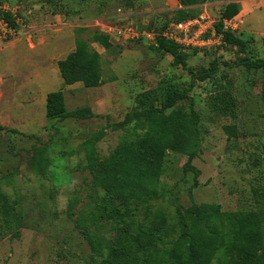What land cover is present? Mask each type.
Instances as JSON below:
<instances>
[{"label":"rangeland","instance_id":"obj_1","mask_svg":"<svg viewBox=\"0 0 264 264\" xmlns=\"http://www.w3.org/2000/svg\"><path fill=\"white\" fill-rule=\"evenodd\" d=\"M230 2L207 0L198 15L205 13L218 24ZM238 2L242 11L233 34L248 42L244 54L226 44L187 51L195 74L216 61L219 77L232 82L238 103V120L233 123L210 113L212 86L157 51L151 38L127 40L117 33L128 27L155 35L168 26L172 29L179 22L177 0H0L5 10L0 14L10 13L15 19L11 32L0 29V264L101 261L93 256L86 233L98 231L105 244L113 245L119 232L110 222L98 228L92 222L104 195L94 179L121 144L125 129L136 136L145 133L140 121L125 129L121 124L133 113L140 94L164 83L188 90L189 99L176 110L188 115L194 111L200 117L201 151L193 162L200 176L191 193L195 175L184 172L187 157L170 152L155 188L157 197L149 203L152 213L160 211L171 219L177 207L193 203L216 205L225 213L258 209L256 193L264 187V76L236 64L238 58L264 60V0ZM93 31L109 37L114 49L107 52L92 44ZM79 38L102 56L104 83L98 88L65 86L61 78L59 63L75 50ZM61 90L68 111L90 108L96 117L49 120L47 96ZM226 125L237 127L236 138L224 132ZM41 158L49 164L45 173ZM12 216L17 220L10 219L6 227ZM214 264L229 261L221 258Z\"/></svg>","mask_w":264,"mask_h":264},{"label":"trees","instance_id":"obj_2","mask_svg":"<svg viewBox=\"0 0 264 264\" xmlns=\"http://www.w3.org/2000/svg\"><path fill=\"white\" fill-rule=\"evenodd\" d=\"M177 1L180 10L175 17L180 22L197 17V9L207 0ZM241 6L238 0H231L222 11L221 20L235 19L242 11ZM4 17L11 27H15L12 14L6 13ZM216 29L228 46L236 48L238 53L246 52V40L224 32L222 22ZM90 36L92 44L107 52L114 49L109 37L101 32L93 31ZM92 44L77 39L75 50L59 63L65 86L82 83L86 89H94L103 85L102 56ZM155 48L172 56L176 64L201 83L212 86L207 104L215 118L237 122L238 103L232 93V82L225 76L219 77L216 61L209 69L195 74L188 66L189 53L173 41L158 36ZM236 65L264 76V60L238 58ZM187 93L188 90L182 92L171 83L161 84L158 89L140 94L133 113L121 124L125 129L124 125L140 121L139 127L146 131L136 136L125 129L127 134L121 144L94 179V186L102 189L104 195L96 204L92 222L97 228L110 222L119 232L113 245L105 244L98 231L86 233L93 256L101 258L94 264H214L221 258H226L229 264H264V187L256 193L258 209L253 212L225 213L216 205L193 203L188 208L177 207L171 219L160 211L152 213L149 203L157 197L155 188L166 172L170 152L187 157L184 172L195 175L191 193L199 186L200 171L193 162L201 151L200 117L194 111L188 115L176 110L178 103L189 99ZM46 111L51 121L96 117L90 108L68 111L63 90L47 96ZM224 132L230 138L238 136L235 125L224 126ZM89 160L92 168L93 156ZM48 166L41 158L43 173ZM10 219L17 220V216L7 218L6 227L11 226Z\"/></svg>","mask_w":264,"mask_h":264},{"label":"built area","instance_id":"obj_3","mask_svg":"<svg viewBox=\"0 0 264 264\" xmlns=\"http://www.w3.org/2000/svg\"><path fill=\"white\" fill-rule=\"evenodd\" d=\"M2 12H5L3 8ZM0 29L4 31V33L8 34L13 29L10 26V23L5 19V17L0 14ZM236 18L232 20H223V31L234 33L237 28ZM215 22L211 20V17L206 15L205 13L199 15L198 17L175 24V26L170 29V26L167 30L160 34H148V33H140L133 28H124L118 30V35L123 38L128 37L127 40H139L140 38L147 37L151 38L152 43L156 44V38L161 36L168 41H173L175 44L180 46L185 52L189 50L196 51H204L205 49L211 48L213 46L219 45L226 47L227 44L224 42V37L222 34L218 33L216 29ZM126 40V41H127ZM226 44V46H225Z\"/></svg>","mask_w":264,"mask_h":264},{"label":"crops","instance_id":"obj_4","mask_svg":"<svg viewBox=\"0 0 264 264\" xmlns=\"http://www.w3.org/2000/svg\"><path fill=\"white\" fill-rule=\"evenodd\" d=\"M198 16H199V15H198ZM198 16H197V17H198ZM194 18H196V17H194ZM194 18H189V19H187V20L180 21V22H178V23L185 22V21H188V20H191V19H194ZM169 27H170V26H168L165 30H167ZM165 30H164V31H165ZM164 31H163V32H164ZM140 39H142V38H140Z\"/></svg>","mask_w":264,"mask_h":264}]
</instances>
